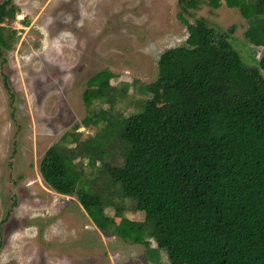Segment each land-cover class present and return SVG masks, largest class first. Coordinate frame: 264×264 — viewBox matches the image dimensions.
<instances>
[{"label": "trees", "instance_id": "trees-1", "mask_svg": "<svg viewBox=\"0 0 264 264\" xmlns=\"http://www.w3.org/2000/svg\"><path fill=\"white\" fill-rule=\"evenodd\" d=\"M223 1L260 37L258 67L243 65L218 30L181 17L186 45L161 56L158 80L126 106L135 112L117 111L128 87L103 90L114 76L97 75L87 116L40 164L43 180L77 197L104 235L155 242L171 264H264V0L208 3ZM16 17L12 0L0 6V56L15 45ZM164 88L168 124L153 103Z\"/></svg>", "mask_w": 264, "mask_h": 264}, {"label": "rangeland", "instance_id": "rangeland-1", "mask_svg": "<svg viewBox=\"0 0 264 264\" xmlns=\"http://www.w3.org/2000/svg\"><path fill=\"white\" fill-rule=\"evenodd\" d=\"M12 3L16 42L0 56V264H171L164 252L151 250L155 242L148 249L104 235L77 197L60 195L43 180L40 164L87 116L84 95L97 75L114 76L104 80L103 90L111 81L118 89L128 87L117 111L135 112L126 106L136 102L141 86L158 80L161 56L186 45L189 32L181 17L218 30L248 67L259 66L260 37L224 1L216 8L208 0ZM153 103L159 121L168 124L167 88Z\"/></svg>", "mask_w": 264, "mask_h": 264}]
</instances>
